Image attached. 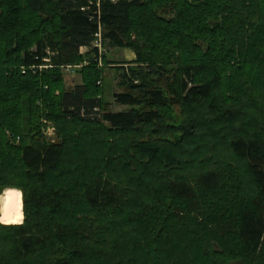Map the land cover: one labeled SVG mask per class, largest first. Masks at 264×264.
<instances>
[{
	"label": "trees",
	"instance_id": "16d2710c",
	"mask_svg": "<svg viewBox=\"0 0 264 264\" xmlns=\"http://www.w3.org/2000/svg\"><path fill=\"white\" fill-rule=\"evenodd\" d=\"M0 196V264H264V0H0Z\"/></svg>",
	"mask_w": 264,
	"mask_h": 264
},
{
	"label": "rangeland",
	"instance_id": "374dc122",
	"mask_svg": "<svg viewBox=\"0 0 264 264\" xmlns=\"http://www.w3.org/2000/svg\"><path fill=\"white\" fill-rule=\"evenodd\" d=\"M95 50H96V47L91 45V47L89 48L82 49L81 54L84 56L87 54H90L91 56L90 58H93V59L95 58L97 68L101 71L99 85L103 89V99H104V102L106 103V107H107L106 110L109 112H114V113L124 112V111L129 110V107L119 105L114 100L115 94L124 93L127 91V89L122 85L123 72L120 71L117 65H113V64L122 63V62H126V63L132 62V58L136 59V54L132 50H129V49L127 50V49L112 48L109 45V43H105V42H103V47L99 49V54H98V51L96 54ZM107 62L110 64L107 65ZM89 64H90V61L87 58L83 64L74 65V66H83L82 68H84L86 66H89ZM128 67L129 66H126L125 68H128ZM82 68L69 69V70L66 69L64 71V75H63L64 86L67 91L73 90L77 86L83 84V74L81 73ZM170 115H171V119L164 121V124L180 127L184 119V113L182 109L180 107H173V110L172 112H170ZM44 128H45L44 137L46 138V140L49 143H57L59 141V138L57 136L58 134L57 125L55 123L47 122V125L44 124ZM219 135L224 136L225 138H228V136L224 134L222 129L219 130ZM179 136L180 134L178 133L177 136L168 135L166 138H169L170 140L171 139L175 140V139H178ZM203 141L208 142L210 144V142L214 141V139H211L205 136ZM197 145H198V142L197 143L190 142L187 144V146L191 147L193 150L196 149ZM223 147L225 149V152L228 153L229 148L225 145ZM204 157H207V156L204 155ZM190 158L194 160V157L191 156ZM6 191L19 192L21 194V198L23 202L24 193L22 192V190L6 189L3 191L1 195H3ZM0 199H1V196H0Z\"/></svg>",
	"mask_w": 264,
	"mask_h": 264
},
{
	"label": "built area",
	"instance_id": "2783aa9c",
	"mask_svg": "<svg viewBox=\"0 0 264 264\" xmlns=\"http://www.w3.org/2000/svg\"><path fill=\"white\" fill-rule=\"evenodd\" d=\"M93 46L96 47V50L98 51V54H99V49H101L103 47V38H102V34H98L97 37H96V40L94 41V43L92 44ZM46 62H50L49 60H46ZM50 66L46 65V66H40L38 68H35L33 69V71L36 73L37 69L38 70H44V69H48ZM83 66H66V67H63L62 70L65 71L66 69L69 70V69H79V68H82Z\"/></svg>",
	"mask_w": 264,
	"mask_h": 264
},
{
	"label": "crops",
	"instance_id": "0c3cea01",
	"mask_svg": "<svg viewBox=\"0 0 264 264\" xmlns=\"http://www.w3.org/2000/svg\"><path fill=\"white\" fill-rule=\"evenodd\" d=\"M135 59L134 58H132V61H134Z\"/></svg>",
	"mask_w": 264,
	"mask_h": 264
}]
</instances>
